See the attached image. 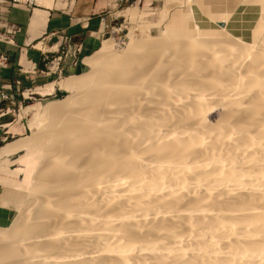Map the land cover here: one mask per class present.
Masks as SVG:
<instances>
[{"label":"bare ground","instance_id":"bare-ground-1","mask_svg":"<svg viewBox=\"0 0 264 264\" xmlns=\"http://www.w3.org/2000/svg\"><path fill=\"white\" fill-rule=\"evenodd\" d=\"M182 2H183L182 0H172V1L168 0L166 1L167 3L166 5L169 6L173 3H182ZM39 3L46 7H49L53 5L54 3L57 4L55 0H36V4H39ZM133 16H136L135 11L132 12L131 17L133 18ZM226 19L224 20V22L226 21ZM261 20H258V22L256 21L258 24H256L255 26L253 25L252 30H251V36L254 37L255 40L258 38L260 30L264 28V22H263L264 20L262 21ZM254 38L251 40L252 42ZM235 39L236 38H234V40ZM191 40H194V39L191 38ZM112 41L113 40H110V39L101 40V48L104 49L105 47V52L108 50H113ZM145 42H147V39ZM193 42L192 44H194ZM252 42L245 43L241 41L240 42L241 45H236V47L232 48L233 49L232 51L235 52L234 53L235 56L236 54L241 53L240 55H243V56L245 55V57H247V59L249 60V61L246 60L245 57H244L245 59L241 57L243 58L241 59L243 62L245 60L246 62L248 61V63L246 66H244L245 64L242 62L244 64L243 65L244 68H242L241 67L242 65H241L240 67L242 68V70L235 69L236 70L234 71L235 74H232L235 76L231 75L232 73L231 71L233 70L230 69L231 71L229 72L228 67H227L228 70L227 68L223 69L222 66L220 67L221 68L220 71L221 70L228 71L227 77L231 76V80L229 79L228 82H227L226 76H225L226 80H224V77L222 78L224 81L227 82V84L225 82L226 89L222 92L225 94H222L220 92L221 95H226L225 97H223L222 101L226 99L227 97L226 93L228 92L227 99L229 101L227 102L226 101L227 99L225 100L226 102L223 101V104L226 105V108L227 107L229 108L228 109L229 111L227 110V113L229 112L230 115L228 117L226 116V118H229V120L233 121L234 120L232 118L233 113H239L240 111L243 112L242 116H244L243 118H245L244 122L239 120L241 124H237V123L234 124L235 129H236L235 134L233 133V131L235 132V129L231 130L230 132L228 131L229 130L228 127L229 126L232 127V125L229 124V126H224L225 124L228 123L229 121L228 120L227 122H225V124L224 122L222 124L219 123L220 125L216 126L215 128L218 130H222L223 127L221 126L226 127L228 130L225 128L223 129L227 130L225 133L232 132L233 135L231 134V137H228L230 134L227 133L228 134L227 136V134L224 133L225 130L224 131L222 130L223 132L222 131L218 132V130H215L214 132L215 136L213 134V131L211 132V135H209L210 133H208L210 138L211 137L213 138L212 140H209L208 142L205 143L206 140L204 139V137H206L207 139L208 137L203 136V134L206 135V133L204 132V129H201L200 131H197L196 129L197 135H195L196 133L195 134L193 133L191 137L187 136V134L190 135L192 134L193 131L195 132L194 127L197 125V123L205 124L206 122L205 114H207L208 112L207 109L209 107L208 106L209 99L207 98L208 99L207 100L206 97H204V94L203 95L201 94V92L203 91L200 90L201 91L200 92L199 90H197V93L194 91L195 92L194 93V103L192 104V106H188L187 108L191 107V110L193 109L192 110L193 113L195 112L194 115L195 116L197 115V120H196V117L192 113H189V114H192L193 117H195V120L197 121V123L194 124L193 128L191 126H189L191 128L189 127L186 128L187 126L182 127L183 131L187 129H193V131L191 130L192 131L191 133L190 132L188 133L187 131L183 132L180 128H178V125H177L176 127L180 129L179 130L180 137H177V135L179 134L176 135V132L173 131V129H171L170 132L172 131V136L173 135L174 136L173 137L169 136V137H172L171 140L173 139V141L174 140L175 141L174 142L171 141L172 143L170 142L169 146H166L168 144H165L164 143L165 141L163 139V137L165 138L167 136L166 133L162 132L163 134H166V136H162L159 139V140L163 139L164 141L163 143L165 145H163L162 141H157V140H156L157 142L155 141V139H158L159 137H153L155 138L154 139L155 143H157L155 144L154 148H158L157 150L159 151L161 150L160 154L162 157L161 158L160 154L156 152L157 151L156 149L155 150L153 149L156 153L159 154L157 155L159 157L155 159L156 160L155 162L159 161L158 159L161 158L159 161L161 163L160 164H158V162L156 163L158 164L157 168H155L156 167L155 163H152L153 165L152 164L150 165L151 162L148 163L144 160L147 163L145 164V162H143V159L141 160L139 158L140 156L137 155V152H135L132 148V149H129V151L127 149V152L129 153L128 157H126V154L124 153L121 154V152L119 151L120 152L119 154H121V156L117 155L119 156L118 159H117V156H115L114 158H112V161H109L113 163L112 165L109 166L110 168L107 166L111 163L107 162L108 163L107 164V163L102 162L100 164L98 162L99 164H97V166L99 167V169L95 168L94 170L93 168L95 166V161H93L94 165H90V167L93 166L92 167L93 170L90 168L89 170H87V172L84 173L83 171L80 172L78 169H76L77 170L76 172V170L74 169L76 173L73 176L72 175L69 176L70 177L69 180L67 177L65 178L67 180H64L65 182L67 181L66 182L67 184H64V185L66 187H71L70 189L67 188L68 191L66 187L62 184L60 187L55 188L54 190L51 189V191H54V193L55 192L60 193V191H62L61 192L62 194L58 193L59 195L58 194L56 195L57 198L53 196L55 200H52L53 198H50L52 196L51 194H49L50 192L49 190L50 188H48L49 185L47 186L45 184L47 187H44L45 185H43L42 186L43 188H47L49 190L48 197L52 201H55V203L52 204V206L50 202L49 203L45 202V204L48 203L50 206H47L45 204L43 206H45V210H48L49 212L54 213L53 217L56 215L57 218H56L55 224L58 221V223L56 224L58 226L56 225L53 226L52 224L50 226L48 225L47 229L46 230L44 229L43 232H41L42 231L40 229L41 225L39 223H35L36 225H33V228H31L32 226L29 227L30 225L28 226V224L25 225L26 222L13 225L8 230H6V228H4L5 230H1L2 229L1 228L0 229V241H2V244H4L3 241H5L7 245L0 246V264H264V119H263L264 117L263 115L259 113L260 110H262L261 111L262 113L264 112V50L261 47L264 41L261 42V44L259 45V47H261V49H259L260 51L254 50L256 52L250 50V47H253V45L256 44L255 42H254L255 44ZM142 44L140 43L138 46L145 45V43L143 45ZM186 44L185 45L182 44L184 46H181L182 47L181 54L183 55V56L181 55V57L187 59L188 62L187 61L186 62L188 65L190 62H192V64L191 63L190 64L193 65L194 60L197 59L196 56H198L197 54L198 51L196 52L197 49L194 51L192 48L193 46L191 44L188 46L189 41H188V44L187 45ZM196 44H198V48H199V42ZM215 46H212L211 48L213 49L211 50L212 52L211 60L213 58L214 60L213 62H215V66L217 65V67L214 69L219 70L218 66L224 64V60H226L228 57H231L233 54L231 56H226L227 57L226 58L224 56L227 55L225 54L227 52H225V50L222 49V47L221 49L224 50L225 53L220 52L221 49L219 48L220 46L218 47V45H217L218 48L217 47L216 48L220 50L217 51L214 48ZM262 46L264 48V45ZM224 47L226 48V46ZM237 47L239 48L237 49ZM202 48L203 47H201V49ZM205 48L207 49V46H205ZM234 49L237 51H235ZM207 50L209 51V49ZM240 55H237V56L239 57ZM106 56H108V54ZM102 57H103L102 52L101 53L97 52L96 54L92 53L91 55H88L85 58V61L91 68H94V69L102 68L103 64L105 67L108 61V60L106 61L107 57L106 58H102ZM234 57L233 56L231 57L232 60L230 59H227V60H230L231 62L233 60L234 61L236 60L237 62V60L240 59V58L233 59ZM199 59L198 61H196L197 63L194 62V65L199 64ZM110 61L111 60H109V62ZM111 63L112 62H110V64ZM237 65L239 66L240 64H237ZM234 66L236 67V64H234ZM217 72L219 71H216V73ZM123 75H125V71ZM215 75L218 77H220L221 75L219 76L214 73V81H216L215 79H217V81H220L219 79H221L222 76L218 78ZM89 76L92 77L91 74ZM127 77H128V74H127ZM128 78L131 79L132 77L130 78L129 76ZM140 78L138 77V79ZM63 79L64 80H62L60 83L58 82L59 86H61V88L69 87L74 90L80 89L83 85H86L87 82L90 83L92 80V79L91 80L88 79V75L87 76L86 75H82V76L74 75V76L65 77ZM129 79L126 82H128ZM141 80L142 79L138 81L142 82ZM95 81L97 83V81H100V80H95ZM212 81L213 80H211L210 83H212ZM217 81L216 83H218L219 86L224 85V83L220 84V82H217ZM251 81L253 82L251 83ZM92 82L94 83V81ZM122 82H125V81L123 80ZM122 82L121 81L117 82V83H120L119 85H121V88L123 86V88L127 87L128 89H130L132 85V84L130 85V82L128 83L130 87L126 86L127 85L126 82H125L126 85L124 83L121 84ZM144 82L145 81L141 83L142 86ZM181 82L182 81H179V83L177 82L176 83L179 84L180 86L182 84ZM184 82L182 86H184ZM206 82L208 81H205V83ZM101 83L103 82L101 81ZM133 83H134L133 88H136V89H138L137 87L141 88V84L138 86L139 82L138 83L133 82ZM135 84H137V86ZM186 84L188 85L187 82ZM52 85H54V83H50L47 87L46 86L45 87L47 88V90H51ZM196 85L199 86V84H196ZM196 85L192 86L191 88H194ZM185 86L184 88H186ZM198 86L196 87L198 88ZM209 86L210 85H208V87ZM162 87L164 88V86ZM165 87L167 86L165 85ZM189 87H190V83L187 88L188 89L187 91L191 90ZM205 87L203 90H205ZM223 87L224 86H222L221 88ZM246 87L249 89H247ZM168 88H166V90ZM209 88H211V86ZM221 88H217V89L221 90ZM253 88L255 91L254 90L251 91V89ZM170 89L173 90L172 87ZM193 90L189 91V93L192 92ZM212 90L213 88L211 89V91ZM230 90L232 91L231 93H230ZM198 91L200 93H198ZM171 92L173 94V91ZM208 92L210 95V91H206L207 94ZM249 92H256V94L253 93L255 96V100H252V104L250 103L251 106L246 108L247 106L245 104H247L248 102L245 103L246 101L244 100V98L246 97L248 99V97H251L253 95L251 94L249 96L250 94ZM220 93H218V95ZM178 94L177 93L173 94V95H176V97L172 96V98H175L174 100L178 99L179 101V98L177 97ZM183 95L181 96L182 98H184ZM191 96L193 98V94ZM181 97H180V100H181ZM218 97L215 96V99ZM189 98L190 97L188 95L187 99ZM221 98L222 96L220 97V99ZM252 98L254 97L252 96ZM249 99L247 101H249ZM172 101L173 100H171V102ZM222 101L218 100V102H221V103ZM242 101L244 102V106L246 107H243ZM189 102H188V105H190ZM215 102H217V99ZM206 103H208V105ZM59 104L60 103L56 104V103L47 102L43 105L41 104H39L38 106L36 105L32 110L37 115L39 113H46L47 115H49L61 107ZM174 104H175V101H174ZM219 104L220 103H218L217 105ZM248 106H249V103H248ZM88 110L89 109H87V111ZM96 112H98V110H96ZM184 112L186 113V111ZM189 112H190V108H189ZM98 114L102 116V114H100L99 112ZM98 114L96 113L94 114V116L91 115L89 116L90 118H87V117L86 119H84L85 117L83 118V120L87 122V126H92L90 128L94 129V126L97 125V122L99 120V118L97 117H100L98 116ZM258 114H260L259 118L260 116L262 117L261 119L257 117ZM84 115L86 116L87 114H84ZM104 116H103V119H104ZM256 120L257 121L261 120V121H258L259 123L255 124L257 122ZM80 123L82 124V122ZM229 123L233 124L231 121ZM201 126L204 127L205 125H200V128ZM255 126H256L255 128L256 131L255 130L252 131L251 129L252 128L254 129ZM128 128H131V127H128ZM200 128H198V130ZM249 128L251 129L249 130ZM88 129L89 128H87L86 130ZM122 131L125 132L124 129ZM134 131H130V132H134ZM176 131L178 133V130ZM173 132H175V134ZM185 132H186L187 137L186 136L182 137L181 133L185 135ZM198 132L201 133L199 135L201 136L200 138L198 136ZM237 132L239 135L237 134ZM154 134H158V133H154ZM235 135L238 137L236 138L232 137ZM132 137H133L132 139H134L135 136H132ZM226 138L228 141L224 140ZM181 139L182 140L185 139V141H182ZM129 140H131V138ZM165 140H166V143H169L170 138L169 139L165 138ZM97 141L99 142V140ZM223 141L227 143L225 144ZM128 142L129 144H131L130 141ZM160 142L162 143V146ZM221 142L223 143V145ZM104 143L101 145L98 143V146L101 147V149H106L107 147H106V144ZM143 143L141 142L142 145ZM13 144H10L9 146L11 147ZM134 144H131L132 145L131 147H136L134 146ZM148 145L150 146V144ZM127 146H130V145H127ZM145 146L147 145L145 144ZM153 146H151V148H153ZM15 147H11V148H15ZM17 148H21V146L17 145ZM93 148H95V146H93ZM146 148L147 147H145V149L143 150H150L148 149L150 147H148L147 149ZM108 149L109 148H107L106 150ZM165 149H167V151L169 149L170 152L171 151L175 152L173 156L174 158L172 159L173 160L176 159L175 157H177L178 159L174 161V163L172 162V159L170 158L172 157L171 153H170L171 155L169 156V153H168L169 151L168 152L165 151L168 154L169 158L168 156H166L164 151L162 153V150H165ZM188 149L190 150L193 149L192 151H190L192 153L193 151L199 152V153L196 152V154H193L196 157L198 156L197 159L199 158V156H201V152H203L202 154H206V155H202L200 157L199 162H197L198 160L197 161L192 160V162L194 161V163H192L190 159L194 156L191 157L189 152L185 153L186 150L189 151ZM100 150L98 149L97 152L101 156L102 153L100 154L99 152ZM153 150L152 152H148V151L147 152L151 154V153H154ZM101 152H103V150ZM108 153H111V151ZM62 154L63 156H65L67 153H65V155L64 153ZM163 154H165L164 157H163ZM186 154L190 155V156L187 155L188 157L186 156L188 159H186L185 157ZM122 155H124L125 157ZM58 156L57 157L55 156V157L58 158ZM152 156L153 155H151V157ZM204 156H205V159L203 161L202 158ZM61 157L62 156H59L57 160V162L59 163V166L60 164H65V162H67L65 158L63 157L61 158ZM120 157H124L122 158L123 159L122 163L121 161H118V160H122ZM131 158L133 159L135 163H133ZM163 158H165L166 160L164 159L162 161ZM128 159H131V161ZM168 159H171V161L170 160L168 161ZM135 160L137 161V163L140 161L144 165H141V163L137 164ZM188 160L190 163H188ZM72 161L71 163H74ZM77 161L75 160V162ZM124 161H126V163ZM84 163L82 167L84 166ZM90 163L93 164L92 162ZM55 164L57 163L55 162ZM66 164H68V162ZM122 165H125V166L122 167ZM56 166H54L55 169L57 168ZM147 166L148 168H146ZM151 166H153L154 168ZM73 167L76 168L77 166H73ZM64 168L66 167H63V169ZM71 168L72 166L69 167V169ZM197 168L199 169L201 168L200 169L201 171H199L198 174H197L198 172ZM58 169L61 170V168H58ZM195 169H196V172L194 171ZM59 170H56V171H59ZM148 170L150 171L149 173L147 172ZM116 171L117 172L124 171L128 174V176H126L127 174L124 173L126 178L124 176V179H123V177L121 178L122 174L119 176ZM152 171H153V175H149V174H152ZM80 173H84V174H80ZM145 173L148 175H146ZM191 173H193L191 175L193 176L192 178L189 175ZM42 187L39 186L41 190L43 189ZM63 188L66 189L64 190L65 194L63 192ZM40 193H43V192H40ZM162 193L163 195L160 196ZM184 194L188 196L189 198H187ZM184 196H185L184 200L186 199V202L190 204V207H188L189 205H187L186 202L184 206L183 205L174 206L173 204L174 206L173 207L172 204H170L175 209H173L169 205V202L172 203L173 201L176 202V203L174 202L175 204H177L178 202L179 203L182 202L183 201L182 198ZM190 198H191V201L188 202ZM115 199H117L118 201ZM47 201H49V199ZM116 201H117V204H116ZM183 203H180V204H183ZM95 204H98L96 206H99L100 204L101 207L103 204H105L104 208L106 209L107 207V209L106 210L104 209L105 211H103L101 207L99 209L98 207L95 206ZM205 204H206V206H204L205 208L202 207ZM46 207L48 208L51 207V208L46 209ZM66 239L70 240V243ZM65 241L69 243L68 248H67V243ZM79 243L82 245V247ZM55 247H58L59 249L62 248L63 250H58V251H62L63 254L59 253L60 255L56 256L55 252L57 251L58 248L55 249Z\"/></svg>","mask_w":264,"mask_h":264},{"label":"rangeland","instance_id":"rangeland-1","mask_svg":"<svg viewBox=\"0 0 264 264\" xmlns=\"http://www.w3.org/2000/svg\"><path fill=\"white\" fill-rule=\"evenodd\" d=\"M166 1H168V0H156V1L130 0V1L126 2L125 4L118 6L116 9L113 10L112 13L115 15V17L111 20V22L109 24H106V27L103 28V30L100 32L98 42L96 43V46H95V50L93 52H91V54L92 53L96 54L97 52H100V53L102 52V54H103L102 58L107 57L106 61L108 60L106 66L104 67V64H103L102 68H96V69L91 68L85 61V58L87 57L86 56L85 58H83L82 62L86 65L87 68H85L79 74H74V75H80V76H82V75L87 76L88 75V79L89 80L92 79L90 83L87 82L86 85H83L78 90H74V89H71L69 87L62 88V90H64V91L61 93H58L55 96L54 95H37V94H34L33 91H30L31 93L28 92L29 93L28 95H27V93L24 94L25 97H24V99H22V101L20 103H15L13 105H10L8 102H5L6 106L2 111L7 109L8 110L7 112H9V114H10L9 118H7L6 121H10L11 123L17 122L19 124H22L24 128H27V130L25 133H23L24 134L23 137L17 138L16 136H14L13 138L5 139L2 143H9V142H12L14 140L19 139V141H21L22 143L27 144V145H25L24 148L20 149L19 151L15 152V154H13L12 156H10L9 160H5V162H4L5 164L3 165L2 169H0L3 173H6L9 177H13L16 180H18L19 181V183H18L19 187H21L24 190V193H23L24 199H23L21 206L18 208V210L14 211L11 214L10 221L7 225L0 226V229L2 228L1 230H5L4 228H6V230H8L13 225H17V224L25 223V222H26L25 225L28 224V226L30 225L29 227L32 226L31 228H33V225H36L35 223H39L42 227V228L40 227V229L42 230L41 232H43L44 229L46 230L48 225L50 226L52 224L53 226H55L58 223V221H57V223L55 224L56 218H57L56 215L53 217L54 213L53 212L51 213L48 210H45V206H43L45 204V202H48V203L50 202L51 206H52V204L55 203V201H52V200H55L54 197L57 198L56 195L59 192L54 193V191H51V189L54 190L55 188L60 187L61 184L62 185L67 184L66 183L67 181L66 182L64 181V180H67L65 178L67 177L69 180V178H70L69 176H71V175L73 176L77 172L76 169H78L80 172L83 171L84 173L87 172V170H89L90 168L92 169L93 166L90 167V165H94L93 161H95V166L93 169L94 170H95V168L99 169L97 164H99V163L101 164L102 162L107 163L109 161H112V158H114L117 155L121 156V154H123V153L126 154V157H128L129 153L127 152V149L129 151V149L133 148V150L135 152H137V155L140 156V157L139 156L138 157L141 160L143 159V162H145V161L148 163L151 162L150 165L152 163H155V165H156L155 168H157V165L161 163L159 161L162 157L160 154L161 150L159 151V150H157L158 148H154L155 144H157V143H155V141L156 140L162 141V143L165 141L164 143L168 144L166 146H169L171 141L172 142L175 141V140L173 141V139L171 140V138L174 136V135L172 136V131L170 132L171 129H173V131L176 132V135L179 134V135H177V137H180L179 130L181 129L183 131L182 127L187 126L186 128H188L189 126H191L193 128L194 124L197 123V121H196L197 115L196 116L194 115L195 112L193 113V111H192L193 109L191 110V107H189L190 112H189V108H187L188 106H192V104L194 103V93L195 92L197 93V90L203 91V92L200 91L201 94L202 95L204 94V97H206V99L207 98L209 99V101H208L209 105H208V103H206L209 107H208V109L206 108L208 110V112L206 111L207 114H205V117H206L205 118L206 122L204 121L205 124L197 123V125L194 127L195 132L193 131V129L184 130V131H187L188 133L189 132L191 133L193 131L192 134H190V135L187 134L188 137H191L193 135V133L194 134L196 133L195 135H197V131L204 129V132L206 133V135L203 134V136L208 137V139L206 137H204V139L206 141L203 139L206 143L209 140H212L213 137L210 138V136H209V135H211L212 131H213V134L215 136L214 132H215V130H218L215 127L222 124L223 122L225 124V122H227L229 120V118H226V116L228 117L230 115L229 112L227 113V110L229 108L228 107L226 108V105L223 104V101H225L228 97V92L226 93L227 94L226 99H224L223 101H222V99L226 95H221V93L226 89V84H227L228 80L229 79L231 80V76L227 77V72L228 71L230 72L231 70H233V71H231L232 72L231 75L235 74V72H234V71H236L235 69H241L242 70V68H244L243 65L245 64L244 66H246L248 61H249L247 59V57H245V55L244 56L240 55L241 53L236 54V56H235V54H234L235 52L232 51L233 50L232 48L236 47V45H241L240 44L241 41L245 42V43L246 42L247 43L252 42L251 40L254 38L251 36V30H252L253 25L255 26L256 24H258L257 23L258 20H261V19L264 20V0H188V1L182 0L183 1L182 3H173L169 6L166 5L167 4ZM169 1H172V0H169ZM165 5H166V7H165ZM134 11H135L136 16H133V18H132L131 17L132 12H134ZM219 15H220V17H219ZM259 16H260V18H259ZM224 18L226 19L225 22H224V20H225ZM174 21H175V23H174ZM234 21L236 22L235 24L232 23ZM220 22H221V24H223L222 27L216 25V23H220ZM224 25H225V27H224ZM191 38L194 40H191ZM234 38H236L237 40L236 39L234 40ZM106 39L113 40L112 41L113 42V44H112L113 50H108L105 52V47H104V49L101 48V40H106ZM146 39H147V42H145ZM257 39L255 40V38H254L252 43L255 42L256 44L254 43L255 45H253V47H250L251 51H254V50L260 51L259 49H261V47L264 50V48L262 46V45H264V42H263L264 41V28L260 30L259 36ZM188 41H189V44H188ZM196 41L199 42V48H198V44H196L198 42H196ZM142 42H143V44L145 43L146 46L145 45L144 46H138L140 43L142 44ZM192 42L194 44H192ZM261 42H263V43H262L261 47H259ZM186 43L188 44V46L191 44L193 46V47L192 46L191 47L193 48L194 51L196 49H197L196 52L198 51L197 52L198 56H196L197 59L194 60V62L197 63L196 61H198L199 58L200 59H199V64H197L198 66L195 64L196 67L194 65V62H193V65H191L192 62H190L191 64L189 63V65H188L187 59L181 57V55H182L181 54V48H182L181 46H184ZM182 44H184V45H182ZM215 44H216V46H215ZM217 45H218V47L220 46L219 47L220 49L222 47V49H224L225 52H227V53H225L224 50H222V49L221 50L217 49L218 48ZM205 46H207V49H209V51L205 48ZM212 46H215L214 47L215 50H217V51L220 50V52L227 54L224 57L231 56L233 54L232 56L233 57L235 56L233 59H235V58H240V59H238L237 62H236V60L235 61L233 60L231 62L230 60H232L231 59L232 56L228 57V58L226 57L227 59H230V60H227L225 58L227 61L224 60V64L218 66L219 70H216L214 68H216L217 65L215 66V62H213L214 61L213 58L211 60V57H212L211 50H213V49H211ZM224 46H226V48ZM201 47H203L205 49H203V48L201 49ZM238 48L239 47H237V49ZM247 49H249V48H247ZM99 50H101V51H99ZM235 51H237V50H235ZM256 51H254V52H256ZM107 52H109V53H107ZM107 54H108V56H106ZM237 55H240V56L238 57ZM241 57H243V58L245 57L246 60H248V61L246 62L244 60V62H243L241 60L243 58H241ZM183 59H185V60H183ZM109 60H111L110 61V62H112L111 64H110ZM106 61H105V63H106ZM122 62H123V64H122ZM234 64H236V67L234 66ZM237 64H240V65L238 66ZM221 66L223 69H226L228 67L229 70L227 68L228 71L227 70H221L220 71ZM230 66L231 67L234 66V67L231 68ZM103 68H104V70H103ZM123 69L125 71V75H123L124 74ZM215 70L219 71V72L216 73ZM95 71L98 72L99 74L96 73ZM214 73L219 75V76L221 75L222 76V77L220 76L221 79L224 77V80H226L225 76L227 77V82L224 81L223 79L222 80L219 79L220 81H217V79H215L217 82H220V84L224 83V85H222V86H224L225 88L224 87L221 88L222 86L220 85L221 86L220 87L219 84L216 83V81H214ZM90 74L93 78L89 76ZM127 74H128V77L129 76H130V78L132 77L131 78L132 80L127 77ZM139 74H140L141 78H140ZM223 74H224V76H223ZM137 75L140 79H142L141 80L142 82L145 81L143 83V86L141 84L142 82L138 81L140 79H138ZM232 76H235V75H232ZM216 77H218V76H216ZM220 77H218V78H220ZM128 79H129V81L126 82ZM62 80H64V79L62 78L58 82L60 83ZM95 80H100V81H97V83H96ZM123 80L127 83V85L125 82H122ZM211 80H213L212 83H210ZM92 81H94V83ZM101 81L103 83H101ZM118 81H121L122 82L121 84L124 83L128 87H130V85L132 84L130 87L131 90L128 89L127 87L123 88V86L121 88V85H119L120 83H117ZM131 81H132V83H131ZM137 81L139 82L138 86L141 84L142 89L140 87H137L138 89L133 88V84H134L133 82L138 83ZM179 81H182L181 82L182 84L180 86H179V84H177V83H179ZM205 81H208V82L205 83ZM58 82H57V84H58ZM129 82H130V85L128 84ZM183 82H184V86L186 85L185 86L186 88H184V86H182ZM186 82L188 83V85L186 84ZM225 82H226V84H225ZM252 82L253 81H251V83ZM189 83H190L189 88L191 90H193L194 88L196 89V90L194 89L192 91L193 93L192 92L189 93V91H191V90L187 91ZM49 84H47L46 87ZM88 84H89V86H88ZM103 84H105V85H103ZM116 84H118V85H116ZM196 84H199V86ZM135 85L137 86V84H135ZM165 85L167 87H165ZM194 85L198 86V88L196 86L194 88H191ZM208 85H210L211 88H209L210 86L208 87ZM215 85L218 87H216ZM116 86L117 87L119 86V87L117 88ZM162 86H164V88ZM168 87H170V88L172 87L173 90H171ZM178 87H180V88H178ZM204 87H205V90H203ZM248 87H249V85H248ZM166 88H168V89L166 90ZM181 88H183V89H181ZM212 88H213V90L211 91ZM217 88H221V90H218ZM184 89H186V90H184ZM215 89H217V90H215ZM247 89H249V88H247ZM170 90L173 91V94L179 93L177 95V97L179 98V101H178V99L174 100L175 98H172V96L176 97V95H173ZM252 90H254V88L251 89V91ZM185 91H187L188 93ZM199 91H198V93H200ZM206 91H210V95H209V92L207 94ZM214 91L217 93H215ZM226 91H228V90H226ZM211 92L212 93L214 92L215 95H214V93L212 94ZM231 92L232 91L230 90V93ZM218 93H220V94L218 95ZM249 93H250L249 96L253 93L256 94V92H249ZM170 94H171V96H170ZM192 94H193V98L191 96ZM211 94H212V96H211ZM222 94H225V93H222ZM182 95L185 99L181 97ZM188 95L190 97L189 99H187ZM220 95L222 96L221 99H220V97H221ZM186 96H187V98H186ZM215 96L216 97L220 96V97H218L219 99L216 98L217 102H215L216 101ZM252 96L254 98H252ZM252 96L248 97V99L251 98V99H249L250 102L247 101L248 99L246 97L245 98L247 100L244 98V100L246 101L245 103L248 102L249 106H248V103L245 104L247 107L244 106V102H243L244 100H243L242 101L243 107L248 108L251 106L250 103L252 104V100H255L254 94ZM180 97H181V100H180ZM117 99H118V101H117ZM168 100H170V101H168ZM171 100H173L172 101L173 104H172ZM218 100H221L222 103L218 102ZM174 101H175V104H174ZM180 101H182V102H180ZM226 101L228 102L229 100L227 99ZM47 102L56 103V104L60 103L59 105L61 107L49 115H47L46 113H39L37 115L32 110L36 105L37 106L39 104L43 105ZM188 102L190 105H188ZM215 103H216V105L218 103H220V104L216 106ZM224 105H225V107H224ZM122 107H123V109H122ZM87 109H89V110L87 111ZM96 110H98V112L100 114H102V116H100L98 114V112H96ZM187 110H188V112H187ZM94 111H95V113H94ZM184 111H186V113ZM261 111L262 110H260L259 113L261 115H263V117H264V112L262 113ZM96 113L100 117H97V118H99V120L97 122V125L95 124L96 126H94V129H93V128H90L92 126H87V122L84 121L83 118L84 117H85L84 119H86V117L90 118L89 116H91V115L94 116V114H96ZM189 113H192L196 117V120H195V117H193V115L189 114ZM242 113H243L242 111H240L239 113H233L232 118L234 120L233 121L229 120L227 123L228 125L227 124L224 125V126H229V124H230V125H232L233 128L231 126H229L228 127L229 130H228L224 126H221V127L227 129L229 132L231 130H234L235 129L234 124H236V123L241 124L240 121L244 122V120H245V118H243L244 116H242ZM84 114H87V115L85 116ZM118 114L121 116H119ZM260 114H258V116H257L258 118H259ZM133 115L135 117L136 116L137 117L135 118ZM103 116H104V119H103ZM131 117H132V119H131ZM181 117H182V119H181ZM257 117H256V119H257ZM261 118L262 117L260 116L259 119H261ZM222 119L223 120L225 119V120L223 121ZM230 121L232 123L234 121H236V122L231 124V123H229ZM258 121H261V120H258ZM258 121L255 124L259 123ZM80 122H82V124ZM179 124L180 125L182 124L181 127ZM177 125H178V128H180V129H178L176 127ZM200 125H205V126L204 127L201 126V128H200ZM119 127L120 128L122 127V128L120 129ZM128 127H131V128H128ZM191 127H189V128H191ZM252 127H253V125H252ZM80 128H81V130H80ZM87 128H89L90 130L89 129L86 130ZM175 128H176V130H178V133L175 130ZM198 128H200V129L198 130ZM223 128H222V130L224 131L225 129H223ZM255 128H256V126L254 127V129L249 128V130L251 129L252 131L253 130L256 131ZM91 129H93V130H91ZM123 129L125 130V132L122 131ZM196 129H197V131H196ZM219 129H220V127H219ZM129 130L130 131L135 130V131L130 132ZM144 130H145V132H144ZM222 130H218V132H220ZM227 130H225L224 133ZM104 132H106V133H104ZM162 132L166 133L167 136H166V134H163ZM175 132H173V133L175 134ZM154 133H158V134H154ZM208 133H210V134L208 135ZM216 133H217V131H216ZM227 133H225V134H227ZM233 133L234 134L236 133V129H235V132L233 131ZM233 133L232 132L228 133L230 135L228 136V134H227V136L231 137V134L233 135ZM152 134H154V135H152ZM168 134H170V135H168ZM200 134L201 133L198 132V136ZM213 134H212V136H213ZM237 134H238V132H237ZM132 136H135L134 139H132L133 138ZM162 136H166L165 138H168V139L170 138V141L168 140L169 143H166L167 139L165 140L164 137H163L164 141L162 138H161L162 140H159L160 137H162ZM169 136H172V137H169ZM181 136L185 137L186 132H185V135L183 133H181ZM224 136H226V135H224ZM153 137H159V138L155 139ZM193 137H195V136H193ZM200 137L201 136H199V138ZM232 137L236 138L238 136L235 135ZM130 138H131V140H129ZM227 138L224 140L228 141ZM154 139H155V141H154ZM178 139H180V138H178ZM185 139H187V138H185ZM185 139H183V140L181 139V140L185 141ZM230 139H229V141H230ZM85 140H87V141H85ZM97 140H99V142ZM201 140H202V138H201ZM104 141H105V143H104ZM122 141L124 142V144L125 143L126 144L124 145ZM128 141H130L131 144L135 143L134 146H136V147H131L132 145L129 144ZM150 141L154 146L150 143ZM141 142L142 143L147 142V143H145L147 146H145L144 143H143V145H144L143 146L141 144ZM98 143L99 144L100 143L106 144V147L109 149L108 150H106L107 148L101 149V147L98 146ZM162 143H161V146H162ZM164 143H163V145H165ZM148 144H150V146ZM107 145H109L111 148ZM127 145H130V146H127ZM222 145H223V143H222ZM93 146H95L96 150H95V148H93ZM151 146H153V148H151ZM145 147H147V148L150 147V148H148L150 150H143V149H145ZM98 149L99 150L101 149L99 151L100 154L102 153L101 156L97 152ZM153 149L154 150L156 149L157 150L156 152H158L160 154L161 158L158 159L159 160V161H157L158 164H156L157 162H155L156 161L155 159L159 157V156H157L159 154L156 153ZM102 150H103V152H101ZM104 150H106V151H104ZM152 150L154 151V153H151V154L148 153V152H152ZM188 150L189 151L186 150L185 153L189 152L191 157L194 156L190 159L191 162H192V160H196V161L198 160L197 162H199L200 157L202 155H206V154H202L203 152L200 151L201 156H199V158L197 159L198 156L196 157L193 154H196V152H198V151H193V153H192L190 151H192L193 149H191V150L188 149ZM110 151H111V153H108ZM119 151L121 152V154H119L120 153ZM139 151L141 154L139 153ZM163 151L165 152V151H167V149L162 150V153H163ZM168 151L167 152L169 153V156L172 154V157H170V158L171 159L174 158L173 156H174L175 152H172V151L170 152L169 149H168ZM62 153H64V155H65V153H67V154L65 156H63ZM103 153H105V154H103ZM113 153H115V154H113ZM59 154H61V155H59ZM142 154H144V155H142ZM165 154H166V156H168V154L166 152H165ZM165 154H163V157ZM189 154H186L185 157L187 155L190 156ZM58 155L65 158V160L68 162V164H66L67 162H65V164H60V166H59V163L57 162V160L59 158ZM151 155H153V156L151 157ZM55 156L56 157L58 156V158H56ZM119 156H117V159ZM122 156H124V155H122ZM169 156H168V158H169ZM52 157H54V158H52ZM124 157H120V158L122 159ZM187 157H186V159H188ZM71 158H73V159H71ZM76 158H78V159H76ZM175 158L176 159H174V160L172 159L173 163H174V161H176L178 159L177 157H175ZM131 159H128V160L131 161ZM164 159L165 158H163L162 161ZM171 159H168V161L169 160L171 161ZM202 159L204 161L205 156ZM75 160L76 161L78 160V161L75 162ZM124 160H126V159H124ZM71 161L74 163H71ZM84 161H85V163H84ZM118 161H121V163H122L123 159L118 160ZM132 161H133V159H132ZM55 162L57 164H55ZM90 162H92L93 164H91ZM124 162L126 163V161H124ZM146 162H145V164H147ZM83 163H84V166L82 167ZM109 163H111V162H109ZM133 163H135V162L133 161ZM136 163H137V161H136ZM140 163H141V165H144L140 161L137 164H140ZM188 163H190L189 160H188ZM192 163H194V161ZM88 164H89V166H88ZM112 164L113 163L109 164L107 167H109ZM9 165H10V167H8ZM56 165H58V166H56ZM54 166H56L57 168L55 169ZM70 166H72L73 169L72 168L69 169ZM73 166H77L78 168L77 167L74 168ZM123 166H125V165H122V167ZM148 166H149V164H148ZM148 166L146 168H148ZM63 167H66V168L63 169ZM151 167H153V166H151ZM18 168H22L21 171H18ZM58 168H61V170H59ZM144 168H145V166H144ZM66 169H68V170H66ZM74 169L76 170V172ZM200 169L197 168V170H198L197 174L199 173V171H201ZM56 170H59V171H56ZM194 171L196 172V169ZM147 172L149 173L150 171L148 170ZM84 173H80V174H84ZM117 173L119 176L122 174L121 178L123 177V179H124V176H125L124 173H126V172L120 171ZM192 174L193 173H191L189 175L191 176ZM146 175H148V174H146ZM149 175H153V171H152V174H149ZM126 176H128V174ZM126 176H125V178H126ZM192 177L193 176H191V178ZM194 177H196V176H194ZM63 182H65V183H63ZM45 184L47 186L49 185L48 188H50L49 189L50 192L47 188L42 187ZM46 185L44 187H47ZM39 186L42 187L44 189V191H43V189L41 190L39 188ZM67 188L70 189L71 187H66V189ZM66 189L63 188V192ZM68 189H67V191H68ZM40 192H43V193H40ZM48 192H49V194H51L52 197H50V198H53L52 200L48 197ZM61 192L62 191H60L59 194H62ZM163 193L160 196H162ZM64 194H65V192H64ZM185 196L182 198L184 203H183V201L180 202L183 204H180L179 202L177 204H175L176 202L173 201L172 203L169 202V205L172 204V206H173V204H174V206H177V205H180V206L183 205L184 206V204L186 202V199L184 200ZM186 197L189 198L188 196H186ZM48 199H49V201H47ZM43 200H44V202H43ZM115 200H117V199H115ZM211 200H213V199H211ZM117 201H116V204H117ZM190 201H191V198H190V200H188V202H190ZM48 203H46L45 205L50 206ZM100 204H99V206H96L98 204H95V206L100 209V207H101ZM186 204L189 205L188 207H190L189 203L186 202ZM201 204H203V203H201ZM187 205H185V206H187ZM104 206H105V204L102 205L103 208L101 207V209L103 211H105L107 209V207L105 209ZM204 206H206V204L203 205L202 207H204ZM118 207H120V206H118ZM49 208H51V207H49ZM49 208L46 207V209H49ZM91 209H93V208H91ZM173 209H175V208H173ZM173 209H171V210H173ZM46 211H48V212H46ZM49 213H51V214H49ZM53 219H55V220H53ZM56 226H58V225H56ZM66 240H68V239H66ZM65 242L67 243V248H68L70 240H68L69 243L67 241H65ZM3 243L4 244H2V241H0V246H4V245L6 246L7 245V243L5 241H3ZM81 247H82V245H81ZM56 248H58V247H55V249ZM58 250H63V249L58 248L57 251L55 250L56 256L63 254L62 251H58ZM57 252H58V254H57Z\"/></svg>","mask_w":264,"mask_h":264},{"label":"crops","instance_id":"crops-1","mask_svg":"<svg viewBox=\"0 0 264 264\" xmlns=\"http://www.w3.org/2000/svg\"><path fill=\"white\" fill-rule=\"evenodd\" d=\"M55 1L57 4L54 3L49 7L40 3L26 7L11 4L10 0H0V32H8L10 35V42L0 43V53L7 57L6 68H0V85L19 82V90L23 95H14L15 103H20L25 97L24 94H29L30 91L37 95L54 96L63 92L64 90L57 84L60 79L64 78L63 74L57 76L54 73L48 75L39 73L44 68L47 59L53 56L59 47V37L66 36L74 44H79L80 51L77 54V61L71 67L74 74L81 73L87 68L82 62L83 58L95 50L100 32L115 17L113 10L130 0ZM43 49L46 51L44 54L41 51ZM19 65L34 68L35 72L21 73L18 71ZM49 83H54L51 90L45 88ZM5 106V101L0 102L1 143L14 136L23 137V133L27 130L22 124L6 121L10 114L2 111ZM10 144H13L11 147H16L11 148ZM17 145L21 148H17ZM25 145L27 144L19 139L2 143L0 145V169L5 164V160H9L10 156L24 148ZM21 169L18 168V171ZM18 183V180L0 170V226L9 223L11 214L18 210L23 202L24 190L19 187Z\"/></svg>","mask_w":264,"mask_h":264},{"label":"built area","instance_id":"built-area-1","mask_svg":"<svg viewBox=\"0 0 264 264\" xmlns=\"http://www.w3.org/2000/svg\"><path fill=\"white\" fill-rule=\"evenodd\" d=\"M11 4L23 5L26 7H32L36 5V0H10ZM10 42V35L8 32H0V43H8ZM59 47L55 50L53 56L47 59L44 68L39 71L42 75H48L50 73H54L57 76H61L63 74L62 63L64 58L67 56V52L71 49L70 52V65H74L77 61V54L80 51L79 44H74L71 42L70 38L66 36L59 37ZM42 53H46V51L41 50ZM7 66V57L5 54L0 53V68H6ZM19 72L21 73H34L35 69L30 68L28 66L19 65ZM20 94L23 95L19 90V82L15 81L13 84L0 85V102L5 101L10 105L15 104L14 95ZM28 95V94H27ZM4 111H8L7 109Z\"/></svg>","mask_w":264,"mask_h":264},{"label":"water","instance_id":"water-1","mask_svg":"<svg viewBox=\"0 0 264 264\" xmlns=\"http://www.w3.org/2000/svg\"><path fill=\"white\" fill-rule=\"evenodd\" d=\"M217 26L222 27L223 24L221 23H216ZM70 52L71 49L68 50L67 52V56L64 58V61L62 63V70H63V76L64 77H69V76H73L74 75V71L73 68L70 65Z\"/></svg>","mask_w":264,"mask_h":264},{"label":"trees","instance_id":"trees-1","mask_svg":"<svg viewBox=\"0 0 264 264\" xmlns=\"http://www.w3.org/2000/svg\"><path fill=\"white\" fill-rule=\"evenodd\" d=\"M1 144V143H0Z\"/></svg>","mask_w":264,"mask_h":264}]
</instances>
